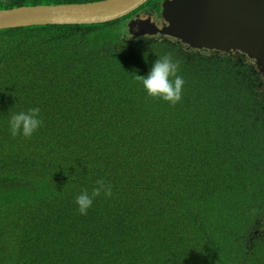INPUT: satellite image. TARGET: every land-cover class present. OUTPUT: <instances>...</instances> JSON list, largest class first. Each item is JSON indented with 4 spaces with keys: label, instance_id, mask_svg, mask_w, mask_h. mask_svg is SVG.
<instances>
[{
    "label": "trees",
    "instance_id": "16d2710c",
    "mask_svg": "<svg viewBox=\"0 0 264 264\" xmlns=\"http://www.w3.org/2000/svg\"><path fill=\"white\" fill-rule=\"evenodd\" d=\"M125 20L0 30V264H264V77ZM164 54L184 81L174 104L136 77ZM28 107L41 126L11 137ZM97 179L111 194L81 214Z\"/></svg>",
    "mask_w": 264,
    "mask_h": 264
},
{
    "label": "water",
    "instance_id": "95a60500",
    "mask_svg": "<svg viewBox=\"0 0 264 264\" xmlns=\"http://www.w3.org/2000/svg\"><path fill=\"white\" fill-rule=\"evenodd\" d=\"M149 0H99L85 3L20 6L0 9V30L41 25H86L114 21ZM165 24L130 19L131 37L159 34L193 49L238 51L264 77V0H163Z\"/></svg>",
    "mask_w": 264,
    "mask_h": 264
},
{
    "label": "clouds",
    "instance_id": "9594fccd",
    "mask_svg": "<svg viewBox=\"0 0 264 264\" xmlns=\"http://www.w3.org/2000/svg\"><path fill=\"white\" fill-rule=\"evenodd\" d=\"M145 93L149 96L159 97L169 103H176L181 98V88L184 83L182 77L177 74V65L167 54L155 59L145 75H136ZM171 77V78H170ZM42 121L39 117L38 107H28L25 110L14 111L7 120V131L11 137L18 134L22 137H30ZM96 186L88 190H81L74 197L77 210L84 214L91 206L93 198L101 192L105 196L111 194V184L103 179H97Z\"/></svg>",
    "mask_w": 264,
    "mask_h": 264
},
{
    "label": "flooded vegetation",
    "instance_id": "af4514ba",
    "mask_svg": "<svg viewBox=\"0 0 264 264\" xmlns=\"http://www.w3.org/2000/svg\"><path fill=\"white\" fill-rule=\"evenodd\" d=\"M163 0H152L149 4L146 2L142 6H140L138 9L133 11L132 13L128 14L125 16V24L130 20V19H140V20H146L150 19L152 20L157 27H161L165 24L164 20L160 16V8H161V2ZM123 18V17H122ZM140 38H152V39H163V40H176L173 37L169 36H162L159 34H154V35H144L141 36ZM207 50V49H206ZM216 52H221L222 54H230L231 56L238 57L239 52L232 50L230 52H223V51H216ZM241 55V53L239 54Z\"/></svg>",
    "mask_w": 264,
    "mask_h": 264
}]
</instances>
